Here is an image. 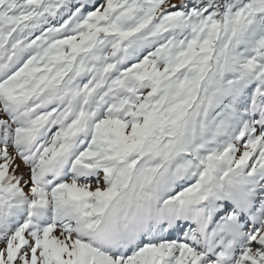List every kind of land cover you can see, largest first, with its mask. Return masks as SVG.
<instances>
[{"label": "snow or ice", "instance_id": "1", "mask_svg": "<svg viewBox=\"0 0 264 264\" xmlns=\"http://www.w3.org/2000/svg\"><path fill=\"white\" fill-rule=\"evenodd\" d=\"M0 264H264V0H0Z\"/></svg>", "mask_w": 264, "mask_h": 264}]
</instances>
